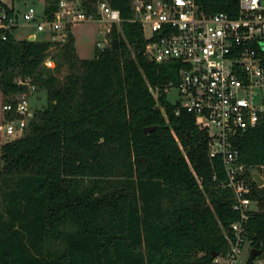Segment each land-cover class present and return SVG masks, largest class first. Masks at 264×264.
<instances>
[{"label":"trees","instance_id":"trees-1","mask_svg":"<svg viewBox=\"0 0 264 264\" xmlns=\"http://www.w3.org/2000/svg\"><path fill=\"white\" fill-rule=\"evenodd\" d=\"M96 1L82 0L99 16ZM107 1L120 21L91 58L77 54L70 30L59 42L0 29L4 101L26 88L17 76L46 91L23 132L0 146V264H219L239 218L223 158L208 154L205 131L162 92L178 65L148 57L131 0ZM57 2L43 0L47 17ZM196 2L236 13L237 0ZM233 143L256 202L247 240L264 264V183L250 170L264 177V119Z\"/></svg>","mask_w":264,"mask_h":264},{"label":"built area","instance_id":"built-area-1","mask_svg":"<svg viewBox=\"0 0 264 264\" xmlns=\"http://www.w3.org/2000/svg\"><path fill=\"white\" fill-rule=\"evenodd\" d=\"M131 4L133 19L139 21L147 39L148 57L178 65L177 80H169L162 92L166 95L171 86L176 87L175 113L190 112L205 131L208 154L223 158L227 185L234 190L232 206L239 218L229 225L228 249L215 260L235 264L247 240L244 221L253 200L247 195L251 184L245 167L236 161L233 141L264 119V0H237L235 14L205 12L196 0H132ZM95 12L109 25L120 21L119 10L107 0H97ZM93 14L82 0H58L51 17L29 5L22 19L38 31L48 30L51 40L64 42L72 24L91 20ZM18 24L17 9L0 0V29L10 30ZM44 64L52 67L55 63L47 56ZM15 81L26 88L2 104L3 113L11 114L3 123L4 133L10 136L21 134L34 114L29 102L36 87L33 76H19Z\"/></svg>","mask_w":264,"mask_h":264},{"label":"rangeland","instance_id":"rangeland-1","mask_svg":"<svg viewBox=\"0 0 264 264\" xmlns=\"http://www.w3.org/2000/svg\"><path fill=\"white\" fill-rule=\"evenodd\" d=\"M12 3L14 9L18 11L19 24L14 27L13 34L17 39L29 38V32L36 34L39 39L50 38L49 31H38L34 24H25L22 19V12L29 6L33 5L36 12L41 13L43 11V0H7ZM132 3V0H131ZM101 16H95L91 20L77 22L71 25V29L75 36L76 51L81 57L91 58L94 55L95 46L103 47L108 44V38L105 37V32L109 30L110 25L107 21L101 19ZM108 28V30H107ZM264 45V43H263ZM55 52L53 48L51 54ZM66 72V67H63L59 72V76L62 77ZM17 76L15 79H18ZM36 87L34 91L30 94L29 102L33 108H37L45 103L46 91L43 87L39 86L36 82ZM166 98L170 102H174L178 98L177 89L175 86H171L166 93ZM5 100V96L0 91V146L1 144L15 136H10L4 133V113L2 110V104ZM20 135V134H19ZM18 136V135H17ZM0 163L2 161L0 160ZM252 171H257L256 169H250ZM252 208H256L255 201L251 203ZM249 240H246L237 254L235 264H246L247 259L250 255ZM263 264L262 258L256 256L252 261V264Z\"/></svg>","mask_w":264,"mask_h":264},{"label":"water","instance_id":"water-1","mask_svg":"<svg viewBox=\"0 0 264 264\" xmlns=\"http://www.w3.org/2000/svg\"><path fill=\"white\" fill-rule=\"evenodd\" d=\"M108 36V31L105 32V37ZM30 39L34 38V35L29 37ZM154 126H145L144 131H149L153 129ZM144 162H145V157L141 156L140 157ZM251 177L256 181L257 185H262L264 183V177L258 172V171H252L251 172ZM260 249L255 248V247H250V255H249V260L252 262L254 258L259 254Z\"/></svg>","mask_w":264,"mask_h":264},{"label":"crops","instance_id":"crops-1","mask_svg":"<svg viewBox=\"0 0 264 264\" xmlns=\"http://www.w3.org/2000/svg\"><path fill=\"white\" fill-rule=\"evenodd\" d=\"M8 2V1H7ZM43 7H44V4H43ZM72 31V30H71ZM72 33H73V31H72ZM32 35H34V38H37L36 37V34L35 33H33V32H29V34H28V37H30V36H32ZM49 35H50V33H49ZM73 35H74V33H73ZM74 44H75V36H74ZM75 49H76V45H75ZM77 52V51H76ZM78 54V53H77ZM79 55V54H78ZM80 56V55H79Z\"/></svg>","mask_w":264,"mask_h":264}]
</instances>
